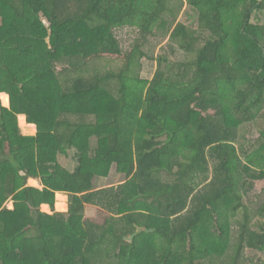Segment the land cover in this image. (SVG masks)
I'll return each instance as SVG.
<instances>
[{
    "label": "trees",
    "instance_id": "1",
    "mask_svg": "<svg viewBox=\"0 0 264 264\" xmlns=\"http://www.w3.org/2000/svg\"><path fill=\"white\" fill-rule=\"evenodd\" d=\"M186 1L187 23L184 0H0V264H264L247 253H264V201L245 202L264 181V129L245 132L264 111V0ZM166 16L171 63L144 51ZM115 164L125 183L97 189Z\"/></svg>",
    "mask_w": 264,
    "mask_h": 264
},
{
    "label": "rangeland",
    "instance_id": "2",
    "mask_svg": "<svg viewBox=\"0 0 264 264\" xmlns=\"http://www.w3.org/2000/svg\"><path fill=\"white\" fill-rule=\"evenodd\" d=\"M191 13L192 9L187 5V1L184 0V6L182 9V13L178 16L177 22H185L187 23L188 17L186 13ZM44 21L48 25V21L44 18ZM166 23L163 26H160L155 33V36L150 38L148 43L146 44L144 51L148 56L158 58L160 56H165L169 59V62L180 61L181 56L177 53L174 55L169 50V38L170 34L175 26L172 27V17L166 16ZM252 23L264 25V11L255 14ZM176 25V24H175ZM117 36L119 37L121 44L124 49H128L135 40L139 37L137 32L133 31L132 28H124L117 31ZM142 70H141V80L150 82L157 69L158 64L155 61H149L148 59L142 60ZM131 128L128 126L125 133L128 137H132L133 133H131ZM264 129V111H261L257 115V119L247 127L246 139L254 140L259 136L260 130ZM126 176L118 172L117 165L115 164L108 177H102L97 180V189H106L107 187H111L114 185L125 183ZM264 201V181L254 182L251 187H246L245 193V202L251 207H257L260 202ZM8 207H12V203H8ZM88 215H95V211L90 209ZM248 255L252 258L258 260L259 258L264 257V253H260L254 250H248Z\"/></svg>",
    "mask_w": 264,
    "mask_h": 264
},
{
    "label": "crops",
    "instance_id": "3",
    "mask_svg": "<svg viewBox=\"0 0 264 264\" xmlns=\"http://www.w3.org/2000/svg\"><path fill=\"white\" fill-rule=\"evenodd\" d=\"M2 105L4 107H11V97L8 94L1 95ZM19 128L22 134L25 136H37L39 133V128L36 124H31L28 121V117L26 115H19ZM28 186L35 187L38 189H43V182L40 178L30 177L28 179ZM8 203H12V207H8ZM10 209L14 208V203L12 200H9L5 203ZM42 212L51 214V209L48 205H43L41 207ZM55 211L66 213L69 211V197L66 194L58 193L57 199L55 203Z\"/></svg>",
    "mask_w": 264,
    "mask_h": 264
},
{
    "label": "built area",
    "instance_id": "4",
    "mask_svg": "<svg viewBox=\"0 0 264 264\" xmlns=\"http://www.w3.org/2000/svg\"><path fill=\"white\" fill-rule=\"evenodd\" d=\"M47 24V23H46Z\"/></svg>",
    "mask_w": 264,
    "mask_h": 264
}]
</instances>
